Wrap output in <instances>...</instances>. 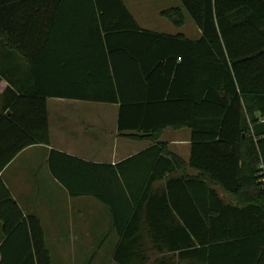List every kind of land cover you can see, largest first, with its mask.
<instances>
[{"label":"trees","instance_id":"1","mask_svg":"<svg viewBox=\"0 0 264 264\" xmlns=\"http://www.w3.org/2000/svg\"><path fill=\"white\" fill-rule=\"evenodd\" d=\"M180 2L161 15L177 28L190 17L199 39L143 29L124 0H0V45L27 60L35 79L0 113V172L24 149L51 145L49 98L117 104L119 133L148 149L114 165L55 149L48 160L71 197L110 210L115 262L264 264V0ZM50 73L59 80L47 82ZM167 129L191 131L189 163L162 142ZM182 193L203 196L189 206L199 203L204 228H159L149 210L179 212ZM0 220V264L15 240L26 257L11 264H53L40 220L24 216L1 177Z\"/></svg>","mask_w":264,"mask_h":264},{"label":"crops","instance_id":"2","mask_svg":"<svg viewBox=\"0 0 264 264\" xmlns=\"http://www.w3.org/2000/svg\"><path fill=\"white\" fill-rule=\"evenodd\" d=\"M124 1L137 21L138 17L141 16V23H139V21L138 23L143 29L151 31V29H147L146 27L149 26L152 21L158 19L153 18L149 23L148 18L151 16V13H155L160 18L165 19L178 31L186 26L177 28L168 19L161 15V12L165 9L181 7V2H179V5L177 6L164 8V4L170 5L173 1ZM160 3L162 5H160ZM153 7L155 9H153ZM189 19L187 17L188 23ZM189 26L193 27L192 34H195L194 38H200L201 31L196 27L193 21ZM164 34L185 35L182 32ZM186 36L189 37L188 35ZM47 76L49 79L47 82L51 83L59 80V75L57 73L55 75L50 73ZM34 80L32 69L27 60L18 53L12 52L6 47L0 45V113L4 111V108L9 109L10 104H12L18 96L31 91L32 86L34 85ZM100 104L105 103L49 98L48 111L51 145H35L24 149L3 171L0 172V177L12 192L14 198L22 209L24 216L33 215L40 220L45 232V240L47 241L46 246L49 249L52 259L54 253L48 247V244L50 243L48 231L52 229V227H50L51 225H56L55 230L60 231L57 224L62 221V223L66 224L65 227H67L68 240L72 245L93 248L90 255H88L89 258L86 259V264H94L102 250L101 248L107 246L110 247L109 255L111 259L114 260V251L119 241V237L116 232H114L112 215L106 205L98 202V200L93 197H71L67 190L56 180L49 167L48 160L50 151L55 149L90 162L100 164L109 163L114 165L126 158L139 154L152 145L148 141L131 140L121 135L118 131L119 105L110 104L114 107H111V109L115 110L114 112L112 111L113 113L108 114L107 112H110V109L107 108V106L101 108L98 106ZM90 110L92 111L90 112ZM111 116L114 121L116 120L114 122V132H108V118L110 119L111 124ZM162 142L168 144L169 150L172 153L180 156L189 163L192 148L191 131L189 129L178 131L167 129L163 134ZM189 174L195 175L197 172L190 169ZM178 175V172L173 174V176ZM159 187L163 188L164 183H158V188ZM163 193L164 192H161L160 196H163ZM220 194L223 198H227L225 194L221 192ZM60 197L77 205V207L70 210L62 220L59 218V215L63 216L64 213L62 210L59 212V208L57 207L58 198ZM174 197L178 203L179 212H181L188 224L185 225L182 223L181 227L174 218V216L179 218V212L176 211L175 208L162 206L160 207V210H158L159 208L157 210H149L152 218L155 217L154 220H156L158 224L157 226L166 231L183 229V227H185L186 230L203 229L204 226L201 221L202 209L199 203H195L194 206H189V199H191V197L194 200L202 199L203 196L201 193H195L193 196L182 193L177 194ZM45 201L51 205L49 206L48 204V206H46L44 204ZM143 228L147 230L151 229L152 226L144 223ZM52 237L54 238V236L50 237L51 241ZM54 239L57 243H54L56 245L51 243L52 246H59L60 243H63L60 235H57ZM5 241L6 235L3 230L2 221L0 220V246H2ZM14 242L15 244L12 243L14 245V250L10 251L6 249L5 251V263L7 264H11L12 262L26 257L20 253L18 249H15L16 247H21L24 243L20 240H15ZM181 242V239L177 241L179 244H181ZM163 245L164 251L162 255H166L168 254V249L166 248L165 241ZM144 246L147 248L149 257L154 259L157 256V253L153 250V241L146 238ZM96 247L100 249L99 251L94 252V248ZM55 255H58L56 251ZM2 259L4 260V256L0 251V263ZM178 261L186 263L194 260L181 257Z\"/></svg>","mask_w":264,"mask_h":264},{"label":"rangeland","instance_id":"3","mask_svg":"<svg viewBox=\"0 0 264 264\" xmlns=\"http://www.w3.org/2000/svg\"><path fill=\"white\" fill-rule=\"evenodd\" d=\"M133 1H137V0H133ZM171 1H173V2L170 5L164 4V8L169 7V6H177V5H179V2H180V0H171ZM160 5H162V4L160 3ZM153 9H155V8L153 7ZM153 18H158V19H155L154 21H152L151 24L146 27L147 29H151V31L162 32V33L182 32L185 35H188L191 39L196 40L194 38L195 34H192L193 27L189 26V24L192 23V20L189 19V17H188L189 23L187 22L186 26L182 29H179V31L176 30L172 25H170V23H168L165 19L160 18L155 13H151V16H149V18H148L149 23H150L151 19H153ZM138 21H139V23H141V16L138 17ZM187 24H188V26H187ZM197 39H199V38H197ZM98 106H100L101 108H104L107 106V108L110 109V112H107L108 114L113 113L115 110V109H111V107H113V106H111L110 104H106V105L100 104ZM91 111L92 110H90V112ZM115 121H114L113 117L111 116V124H110V119L108 118V132H114V128H115L114 122ZM108 138H109V136H108ZM21 162L24 163L23 161H21ZM44 204L46 206H48V204H49V206L51 205L48 202L46 203V201L44 202ZM57 207L59 208V212L62 210L64 213L63 216H60L58 214L59 218L62 220L63 218H65V216L68 214V212L70 210H72L73 208L77 207V205H75V203H70L69 201H66L62 197H60V198H58ZM44 209H45V207H44ZM62 222L57 224L60 231L55 230L56 225H51L50 227H52V229H50V231H48L49 242H50L48 244V247L54 253V256L52 259L53 264H86V259L89 258L88 255H90L93 248H89V247L84 248V247H81L80 245H78V246L72 245V243H70L68 240L67 227H65L66 224L62 223ZM57 235L61 236L63 243L62 244L60 243L59 246H52L51 243H53V245H56L54 243H57L56 241H54L55 240L54 238H56ZM51 236H54V238L52 237V241L50 238ZM46 243H47V241H46ZM99 249L100 248H98V247L94 248V252L99 251ZM101 249L102 250H101L100 254L98 255L97 260L94 262V264H118L117 262H115L114 260L111 259L110 255H109V251H110L109 246L101 248ZM55 251L58 255H55Z\"/></svg>","mask_w":264,"mask_h":264}]
</instances>
